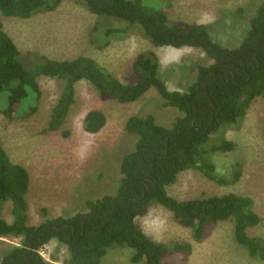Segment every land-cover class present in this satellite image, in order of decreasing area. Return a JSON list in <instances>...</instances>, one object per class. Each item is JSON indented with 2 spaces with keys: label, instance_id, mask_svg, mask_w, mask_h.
I'll return each mask as SVG.
<instances>
[{
  "label": "trees",
  "instance_id": "trees-1",
  "mask_svg": "<svg viewBox=\"0 0 264 264\" xmlns=\"http://www.w3.org/2000/svg\"><path fill=\"white\" fill-rule=\"evenodd\" d=\"M61 1L0 0V13L29 18L55 9ZM80 1L93 13L124 21L121 32L136 28L156 46L199 48L211 62L196 66L195 80L186 88L170 90L161 74L158 55L144 51L134 61L135 78L124 83L90 56L57 60L22 51L0 20V102H4L0 112L6 117L13 118L16 112L31 115L37 110L42 76L61 83L45 133L61 130L75 103L76 85L82 80L102 96L122 103L137 101L155 89L161 107L178 112L168 126L150 113L131 116L125 129L135 142L118 159L116 169L121 177L114 190L87 200L85 211L48 218L35 226L28 224L29 171L11 159L0 140V237L22 239L0 264H49L40 251L54 239L68 249L65 264H104L108 253L119 247L133 250V264H170L167 256L189 254L191 244L157 241L145 232L138 219L153 204L169 210L198 242L205 240L220 221H233L235 241L251 256L264 259V238L248 233L260 220L251 197L227 193L179 200L168 192L187 169H198L219 180L214 157L233 150L236 144L216 134L238 123L251 101L264 96V0H260L246 36L236 48L216 41L208 24L174 22L163 9L143 0ZM112 30L105 31L104 37ZM23 106L28 112H21ZM106 122L102 111L91 110L85 116L84 129L98 133ZM238 172H234L232 181ZM7 202H11V222L1 216Z\"/></svg>",
  "mask_w": 264,
  "mask_h": 264
},
{
  "label": "rangeland",
  "instance_id": "rangeland-1",
  "mask_svg": "<svg viewBox=\"0 0 264 264\" xmlns=\"http://www.w3.org/2000/svg\"><path fill=\"white\" fill-rule=\"evenodd\" d=\"M143 2L163 9L174 22L208 24L216 41L236 48L245 38L260 0ZM0 20L22 51H34L57 60L90 56L124 83L135 78L133 64L144 51L152 50L158 55L161 74L170 90L186 88L195 80L196 66L211 62L199 48L156 46L136 28L121 32L124 21L93 13L80 0H62L55 9L29 18L0 13ZM110 29L114 30L104 37V32ZM38 82L42 95L33 114L23 116L16 112L13 118H8L0 112V140L11 159L29 171L30 188L26 199L31 226L48 218L70 217L85 211L87 200L114 190V184L121 177L116 169L118 159L131 150L135 142L125 129L131 116L150 113L168 126L178 115L171 107H161L155 89L137 101L122 103L102 96L88 81L82 80L76 85V100L61 130L45 133L43 130L59 98L61 83L45 76ZM2 102L0 108L4 105ZM91 110H100L107 118L98 133L84 129L85 116ZM25 111L28 109L23 106L21 112ZM216 136L236 144L233 150L214 157L216 175L220 179H211L198 169H187L168 187V192L179 200L227 193L249 196L260 220L248 233L264 238V96L255 97L246 115ZM235 171L239 172L232 181ZM1 214L12 221L11 202L4 205ZM138 221L157 241L191 244L189 254L167 256L170 264H264V259L251 256L235 241L233 221H220L201 242L194 240L191 230L177 223L172 213L159 204L151 205ZM21 240L0 237V262ZM119 248L108 253L104 264H133L130 260L133 250ZM40 252L49 264H65L69 255L67 247L55 239Z\"/></svg>",
  "mask_w": 264,
  "mask_h": 264
}]
</instances>
